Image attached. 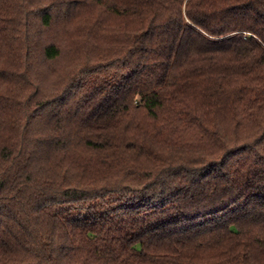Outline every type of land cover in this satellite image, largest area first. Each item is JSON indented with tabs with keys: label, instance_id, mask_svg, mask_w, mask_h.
<instances>
[{
	"label": "trees",
	"instance_id": "trees-1",
	"mask_svg": "<svg viewBox=\"0 0 264 264\" xmlns=\"http://www.w3.org/2000/svg\"><path fill=\"white\" fill-rule=\"evenodd\" d=\"M0 264H264V0H0Z\"/></svg>",
	"mask_w": 264,
	"mask_h": 264
}]
</instances>
